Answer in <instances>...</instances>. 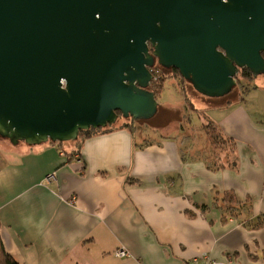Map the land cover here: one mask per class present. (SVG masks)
<instances>
[{
  "label": "crops",
  "instance_id": "crops-1",
  "mask_svg": "<svg viewBox=\"0 0 264 264\" xmlns=\"http://www.w3.org/2000/svg\"><path fill=\"white\" fill-rule=\"evenodd\" d=\"M252 78L228 101L200 98L235 145L215 165L190 135L140 144L120 126L79 147L0 138L5 251L18 264H264V74Z\"/></svg>",
  "mask_w": 264,
  "mask_h": 264
},
{
  "label": "water",
  "instance_id": "water-1",
  "mask_svg": "<svg viewBox=\"0 0 264 264\" xmlns=\"http://www.w3.org/2000/svg\"><path fill=\"white\" fill-rule=\"evenodd\" d=\"M151 51V52H150ZM264 0H0V138L75 140L149 120L158 65L222 98L264 74Z\"/></svg>",
  "mask_w": 264,
  "mask_h": 264
},
{
  "label": "rangeland",
  "instance_id": "rangeland-1",
  "mask_svg": "<svg viewBox=\"0 0 264 264\" xmlns=\"http://www.w3.org/2000/svg\"><path fill=\"white\" fill-rule=\"evenodd\" d=\"M161 72L169 76L173 75L172 71L164 68L161 69ZM173 76L174 78L165 79L162 90L156 95V114L149 120H134L132 122L135 128V141L141 144L151 138L156 142H160L164 137L168 136L171 139H175L177 142H181L185 136L190 135L193 141L200 143L198 148L204 147V152L210 151L212 154V149L210 145H208L209 142L203 129V125L210 120L212 114L209 112V106L205 105L200 98L213 100L216 98H208L198 94L189 87V84L182 83L177 75ZM235 81L237 83L236 79ZM181 85L187 87L186 93L182 91L183 88ZM252 85L255 86L254 78H252V80L245 79L242 81L243 87L238 88V85L236 84L233 87V92L226 98L222 99L228 101V99L230 100V98H233L235 93L239 91L242 94ZM189 102L193 104L194 111L192 110V113L188 112ZM188 120L190 122H188ZM131 121V118L120 117L116 119L113 125L117 127L124 122ZM57 143L64 147L74 143V140Z\"/></svg>",
  "mask_w": 264,
  "mask_h": 264
},
{
  "label": "trees",
  "instance_id": "trees-1",
  "mask_svg": "<svg viewBox=\"0 0 264 264\" xmlns=\"http://www.w3.org/2000/svg\"><path fill=\"white\" fill-rule=\"evenodd\" d=\"M262 56L264 58V53H262ZM161 69H163V68L158 66V65L153 68L152 74H153L154 80L151 82V84L149 85V88H148L153 93L155 99H156V95L162 90L163 83H164L165 79L166 78H174L173 75H177L181 79L182 83L187 84V85L189 84V87L192 88L190 83L188 81H186L185 79H183L179 75L178 71H176L175 69H167V70L172 71L173 75H171V76L162 73ZM235 79L237 80L236 84L238 85V88H241V87H243L242 86L243 80H245V79H251L252 80V74L247 69L244 68V69H241L238 71V74L235 77ZM182 88H183L182 91H184L186 93L187 87L182 86ZM233 90L234 89H232L230 91V93L228 95L224 96L223 98L229 96L233 92ZM188 104L191 105L190 111H192V110L194 111L193 105L190 102ZM120 117H122L121 114L119 112H117V118H120ZM131 120L132 121L129 123L124 122L122 125H120V127H125V128L130 129L131 131H133L134 125L132 122L134 121V119L131 118ZM113 124L108 125L104 128L89 129V130L80 131L78 133L77 138L74 140V142L77 143V147H79L84 141L93 137L94 135H96L98 133L106 132V131H111L114 128H116ZM203 129L206 133L207 140H208L209 145H210L212 152H213L211 154V159H212V162L214 165L216 164L220 154L221 155L223 154V155L230 157L231 154L234 153L235 145H234L233 141L231 139L223 137L213 122L208 121L206 124L203 125ZM223 200L224 201L226 200L228 203H230L232 205L238 204V202L234 199L233 195H231V194L226 195L223 198ZM0 227H1V224H0ZM0 264H18L5 251L1 239H0Z\"/></svg>",
  "mask_w": 264,
  "mask_h": 264
},
{
  "label": "built area",
  "instance_id": "built-area-1",
  "mask_svg": "<svg viewBox=\"0 0 264 264\" xmlns=\"http://www.w3.org/2000/svg\"><path fill=\"white\" fill-rule=\"evenodd\" d=\"M54 179V177L52 176V175H49L48 177H47V182H49L50 180H53ZM114 254H115V256L117 257V258H124V257H127L128 256V252L125 250V249H123V248H121V249H117L115 252H114ZM196 261L194 260L192 263H195ZM187 264H191V263H187Z\"/></svg>",
  "mask_w": 264,
  "mask_h": 264
},
{
  "label": "flooded vegetation",
  "instance_id": "flooded-vegetation-1",
  "mask_svg": "<svg viewBox=\"0 0 264 264\" xmlns=\"http://www.w3.org/2000/svg\"><path fill=\"white\" fill-rule=\"evenodd\" d=\"M150 52H151V51H150ZM156 66H157V65H156ZM156 66H155V67H156ZM148 88H149V87H148ZM148 90H149V89H148ZM149 91H150V90H149ZM126 123H129V122H126Z\"/></svg>",
  "mask_w": 264,
  "mask_h": 264
}]
</instances>
